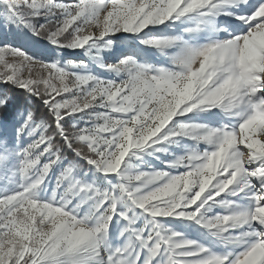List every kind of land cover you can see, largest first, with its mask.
Masks as SVG:
<instances>
[{
	"label": "snow or ice",
	"instance_id": "snow-or-ice-1",
	"mask_svg": "<svg viewBox=\"0 0 264 264\" xmlns=\"http://www.w3.org/2000/svg\"><path fill=\"white\" fill-rule=\"evenodd\" d=\"M0 264H264V0H0Z\"/></svg>",
	"mask_w": 264,
	"mask_h": 264
},
{
	"label": "rangeland",
	"instance_id": "rangeland-1",
	"mask_svg": "<svg viewBox=\"0 0 264 264\" xmlns=\"http://www.w3.org/2000/svg\"><path fill=\"white\" fill-rule=\"evenodd\" d=\"M132 45V41L127 39V38H121L117 44L113 47V55H111L110 57H106V60H108V62H115L116 59H119L120 54H130L133 52V49L131 47ZM136 54L139 55L140 57H145L147 56V58L149 60H154L155 58L152 57L151 55L144 53L142 51L137 50ZM94 68V70L100 71L98 69H95V66H92ZM101 74H104L101 72ZM111 78V77H109ZM176 230L178 231H183L186 235H188L190 238L193 239H199L200 234L197 233L196 231H194L190 226L187 225V222L181 224L179 222H177L175 225ZM116 231H118V228H116L115 226L112 229V232L115 233Z\"/></svg>",
	"mask_w": 264,
	"mask_h": 264
}]
</instances>
